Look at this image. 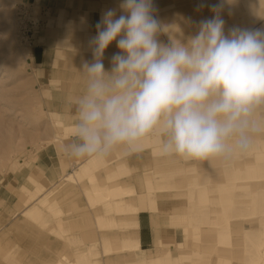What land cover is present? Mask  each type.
Returning a JSON list of instances; mask_svg holds the SVG:
<instances>
[{"label":"rangeland","instance_id":"obj_1","mask_svg":"<svg viewBox=\"0 0 264 264\" xmlns=\"http://www.w3.org/2000/svg\"><path fill=\"white\" fill-rule=\"evenodd\" d=\"M165 1V5L161 7L164 4L162 2ZM237 1L239 0H224L221 15L225 20V34L228 33L226 32L227 25H232L234 22L233 14L236 8L233 3ZM153 2H155L153 4L156 9L154 15L160 21L161 29L171 20L176 23V27L178 25V40L186 42L189 36L195 35L198 31L199 21L212 17L213 13L208 6L218 3L219 0H153ZM120 3L121 0H0V264H56L55 261L63 259L62 255L66 256L68 260L65 264H72L69 263L74 260L72 255L77 249H85L89 243L96 244L95 249L97 253L99 252L96 257L98 261L100 260V264H123L124 262L115 257L117 254L103 257L100 251L101 238L96 220L97 215L101 214L102 209L100 208L104 204L92 202L85 190L89 189V194L93 195L92 187L87 183L93 177H83L84 179L79 181L63 179L65 174L72 173L80 164L76 163L75 159L72 160L71 157H68L65 143L70 141L72 135L74 136L73 123L76 120L72 119V115H75V103H71L74 101V97H79L85 92L80 88V85L86 84L82 65L84 62L89 63L92 56L88 60H85V57L93 53L92 47L84 48L80 42V36L86 29L79 28V19L82 15L86 16L88 20L91 17L93 30L97 32L96 24L101 19V12L116 9L117 16H119L122 14L119 10ZM200 4L205 6L198 10ZM20 11H26L35 23L30 38V47L18 39L17 22ZM62 37L74 42H68L69 49L74 52H72L73 54L67 52L68 56L65 55L64 60L54 63L55 59L59 57L56 50L64 49L57 44L59 38ZM157 39L166 45L171 43L170 38L163 34L162 30ZM52 78L58 80L55 82L52 81ZM256 119L264 122V107L257 110ZM151 136L154 137L151 138ZM152 139H158L155 145H158L156 151L148 150L151 144L154 145ZM58 140L59 142H57ZM163 140L164 137L156 132L143 140L138 151L130 153L126 148L120 147L121 151H118L119 154L116 153L118 156L104 157L106 162L96 165L92 169V173L96 175L100 185L104 183V178L107 175L112 176L113 173H117L116 176L120 177V181H127L119 185L129 187L134 184L135 190L137 189L136 192L139 194L138 197L141 198L138 201L141 210L147 209L154 212L156 210L153 217H150L149 213L151 225L156 222L159 227H169L167 228L168 232L174 230L177 234V241H180L181 237L185 235L190 243L178 251L188 253L187 256L191 260H195L193 264H262L261 260L255 261L256 248L243 245L242 242L245 239L243 230L257 227L263 217L257 223L252 225L244 223L239 228L241 230L232 231L237 226L233 225L237 220V214L234 211L239 209V214L245 218L244 213L248 214L251 207L250 196L239 192L241 189H249L248 186H239L238 184L246 179H234L236 171H232V168L238 166L244 168L245 163L255 160L254 157L257 156H260L257 159L258 164H264V133L252 136L251 145L247 151L241 152L236 149L233 142V150L226 156L191 159L190 161L178 155L162 154ZM146 152H150L152 156L163 155L164 157L154 159L148 154H143ZM217 157L223 159L224 162H231L229 163L230 171H222L218 160L213 161L218 159ZM194 163L196 164L194 165ZM55 168H57V172ZM106 170L108 171L104 172ZM134 171L149 174L152 187H154L151 193L145 191L146 185L143 179L128 178L130 174L133 177ZM167 175H171L175 182L172 187L167 181ZM175 175L179 176L175 177ZM239 176L246 177V172H242ZM196 180H199V183ZM193 181H195L194 188L207 187V203L205 202L203 205L204 217L200 215V219H204L200 224L196 221L193 223L191 219L183 220L185 216L189 217V215L196 218L193 216L191 208L197 207L198 196L196 195V198L194 197L191 202H188L190 200L186 197V192L189 190L187 183ZM26 183L28 187L29 184H37L36 187L39 188L37 190L43 188L40 197L50 191L46 203L40 205L41 216L48 219L47 226H43L34 217L28 216L26 213L23 214L31 205H38L41 199L38 197L28 201L29 193L24 189ZM165 190L167 191L163 193ZM180 191L185 194L183 195ZM234 193L235 196H233ZM262 194L259 190L257 199L264 202ZM120 200L117 202L120 203ZM53 201L57 203L59 215H54L50 213L51 210L46 209ZM214 210L215 212L212 214ZM146 215L141 216V221L144 224L148 221ZM129 216V214L121 215L114 212L116 220H127ZM181 216L183 218H180ZM59 219L63 221L67 230L57 238L52 233V229L57 226ZM207 222L209 223L207 224ZM188 223H191V226L197 223L198 230L193 231ZM186 227L190 228L186 229ZM156 229L157 227L153 229L152 237ZM118 234V231L112 232V236H116V238L119 237ZM215 236H218V252L215 249ZM227 237H230L235 243L234 256L225 253L224 246L228 242ZM174 243V239L168 238L163 242L162 248ZM252 250L253 253H251ZM175 251L177 250L171 249L170 256H178V251ZM244 251L247 253L246 256ZM247 256L254 257L252 259ZM235 258H238L239 261ZM190 259L188 260L190 261Z\"/></svg>","mask_w":264,"mask_h":264},{"label":"clouds","instance_id":"obj_2","mask_svg":"<svg viewBox=\"0 0 264 264\" xmlns=\"http://www.w3.org/2000/svg\"><path fill=\"white\" fill-rule=\"evenodd\" d=\"M205 5H198V10ZM186 42L158 41L162 30L153 0H121L102 13L90 40L94 61L84 62L86 90L75 102L74 158L106 157L123 147L140 149L159 132L161 152L185 159L247 151L264 133L256 119L264 107V28L234 26L225 34L224 0L208 6ZM120 50L106 71L105 50Z\"/></svg>","mask_w":264,"mask_h":264},{"label":"bare ground","instance_id":"obj_3","mask_svg":"<svg viewBox=\"0 0 264 264\" xmlns=\"http://www.w3.org/2000/svg\"><path fill=\"white\" fill-rule=\"evenodd\" d=\"M153 3L155 4V2H153ZM162 3H164V4L161 5V7L165 5L166 1L162 2ZM166 5H168V4H166ZM233 5L236 8L234 10V14H233L234 22H232L233 23L232 25L231 24L227 25V31L226 32H228V30L230 29V25L232 27L237 26V27L248 28V29L264 28V0H239L237 2H234ZM230 6H231V3H230ZM249 9H250L251 14L249 12ZM79 22H80L79 28L81 30L86 29V22H85L84 15H82L80 17ZM177 27H178V25H177ZM177 27H176V23L171 22V20H170V22H167V24L163 27L162 33L165 34L167 37H169L170 40L171 39L178 40L177 35L179 34V32H178ZM95 35L96 34H94V33H84L83 34V32H82V35L80 36V42H82V44L84 45V48L88 49V48L92 47L90 45V40ZM114 45H115L114 48H117L116 42ZM106 50H107L106 54L111 53L108 49H106ZM57 53H59V57H57L55 59L54 63H57L59 60L65 59V52L63 50L57 51ZM91 56H93V53L89 56H86L85 57L86 59L84 57H82V58L85 60H88ZM112 56H111V58H112ZM110 64H112V62H110ZM73 116H74V118H76L75 115H73ZM69 120H70V118H69ZM73 127H74V129L72 132L75 131V125ZM152 137H154V136H151V138ZM152 141H153L152 143H154V145L151 144V147H149L148 150H150V151L155 150L156 151L158 149V145L157 146H155V145L158 142V139H154V140L152 139ZM57 142H59V140ZM144 143H145V141H144ZM146 143H147V141H146ZM142 145H144V144H142ZM118 151H121V150H119V148H117L110 155L118 156L116 154V153H118ZM130 153H132V152H130ZM143 154H148L149 157L154 158V159H160L163 156V155H155V156L153 155L152 156L150 152H146ZM259 157L260 156H257L256 158L254 157L255 160H253V161L251 160L247 164L246 163L244 164V160H243L244 168H240V166H238L237 168H232V171H236V172H234V174L236 176V178H234V179H237V180H241L242 178L246 179V181H240L238 184H239V186H248L249 189H241V190H239V192L240 193L244 192V194L250 196V201H251V207L247 212L248 214L244 213L245 218L242 217V214H239V212H238V211H240L239 209L234 211V213L237 214V216H236L237 220L236 221H239V222L235 221V223H233V225H237V226H235V228H233L232 231H235V230L238 231V229L241 226H243L244 223H248L250 225L257 223V221H260L262 219L261 217H263V219L261 220L260 224L257 227L254 226L255 228H253V229L250 227L251 229H249V230H245V229L243 230V233H244L243 238H245V239L242 242V244L251 246V248L254 246L253 248H256L255 253H254L255 257L253 256L256 259L255 261L257 262V261L261 260V263L264 264V204H263L264 202L260 201V199L259 200L257 199V197L259 196V190L263 193L262 197H264V192H263L264 191V164H262V165L258 164L257 159ZM75 160H76V163H80L78 168L76 170H73L72 173L65 174L63 176V179L65 181H67V180L68 181L69 180H76V181L78 180L79 181L81 179H84L83 177H89V176L93 177L89 181H87V183L90 185V187H92L91 190L93 192V195H90L91 193L89 194V189H85V190H86V194L88 195V197L91 198L92 202H94V203H100L101 202L104 204L103 207L100 208V209H102L101 214L97 215L98 217L96 220V222L98 224V228H99V235L101 238V242H99L100 243L99 248L101 246L100 251L103 254V257H109L112 254L113 255L117 254V256H115V257H118L119 260H123L124 261L123 264L124 263L125 264H178V263L193 264L195 262V260H191L189 258V256H187L188 253H183L181 251H178L180 248H183L188 243H190L187 241V238L185 237V235H183V237H181L182 239L180 241H176L173 245L164 246L166 248H162L163 242L161 241V238H160L159 225H157L156 222L152 223L153 229H155L157 227L155 234L152 237L153 249L148 250L147 252H146V250L141 249L140 243L138 240V236H137L138 223L136 220L137 213L139 210H141V207L134 204L135 201H137V203H138L140 197H138L139 194H138V192H136L137 189L135 190L134 184H132V186H129V187H124L126 185H123V186L119 185L120 183L123 184V183H126L127 181H125V180L120 181V177L116 176L117 173L112 172L114 175H112V176L107 175L104 178V180H105L104 183L102 185H100L98 182V178H96V175L92 173V169L96 165L103 164L104 162H106L104 157H85V158H76ZM83 160L85 162H82ZM190 160L191 159H189V161ZM217 160H218V164H221V166H222V171H230L229 168H231V167L229 166V163H231V162H224V161H222L223 159H221V158H218V159L213 160V161H217ZM195 164L196 163H194V165ZM181 167H182V165H181ZM195 168H196V166H195ZM62 169H63V167H62ZM62 169H61V171H63ZM199 170H200V168H199ZM107 171L108 170H106L104 172H107ZM144 171H147V170H144ZM198 172H200V171H198ZM242 172H246V177H240L239 176V175H241ZM132 175L134 178L131 177V174L128 175V178L129 179H136V178L143 179V181L146 185L145 191H147V193L152 192L154 187H152V182H151V179H150V176L148 173H146V172L141 173V172L134 171L132 173ZM202 175H204V174H202ZM178 176L175 175V177H178ZM166 177H168L167 181L170 182L171 187H172V184L175 183L172 180V176L167 175ZM180 180L182 181V178ZM180 180H179V182H180ZM196 181H198V183H199V180H196ZM194 182L195 181L187 183L189 185V187H188L189 190L186 192V197L188 198V200H190L188 202H191L196 195L198 196V201H197L198 203L196 204L197 207L193 208V209L191 208V212L193 213V216H195L196 218L192 217V215L191 216L189 215V217L185 216L183 220L185 221V220L191 219V221L193 223H194V221H196V222H198V224H200V223H203V219H204V218L200 219V215H203V217H204L205 210H204L203 205L205 204V202L207 203V200H206V198H207V187L200 188L201 186H199L198 188H194V186H195ZM129 183H131V182H129ZM236 187H238V186H236ZM253 187L257 188L258 190L257 189L251 190V189H254ZM188 188H186V189H188ZM216 189H218L217 186H216ZM37 191H42V190H36V192H34V193L31 191H30L31 193L29 192L30 193L29 198H28L29 202L32 201L33 199H36V198L41 196V194H39V195L37 194L38 193ZM166 191L167 190H165L163 193H165ZM49 192L47 194L43 195V197H40L41 199L39 200L38 205L33 204L23 212V214L26 213L28 216L34 217L35 219L39 220L43 226L48 225V219L41 216V206L40 205H44V203H46L45 201L49 197L48 196ZM180 192H182V191H180ZM74 193H76V192H74ZM173 193H172V196H173ZM182 193H180V194H182ZM61 194H62V192H61ZM184 194L185 193H183V195ZM80 195H81V193H80ZM136 196H137V198H136ZM233 196H235V193ZM57 197H59V196H57ZM119 199H121L120 203L117 202ZM56 204H57L56 201L50 202V204L46 207V209L51 210L52 212H50V211L49 212L53 213L54 215H59L60 212H59V209L57 208ZM45 206H44V208H45ZM19 207H21V206H19ZM73 207L75 208V206H73ZM149 211H151V210H149ZM114 212L117 214H121V215H128L129 214L130 216L127 218V220H119V219L116 220V218L114 217ZM155 212H156V210H155ZM155 212H154V214H155ZM214 212H215V210L212 211V214H214ZM178 213H180V212H178ZM208 215H210L209 212H208ZM153 216L154 215H151V217H153ZM180 218H183V217L181 216ZM207 218H208V216H207ZM31 219H33V218H31ZM175 219H177V218H175ZM212 220H214L215 223L217 222L215 219H212ZM204 221H206V220H204ZM180 222H177V223H180ZM208 223L209 222H207V224ZM183 224H185V223H183ZM188 224L191 226V223H188ZM198 224L195 223L193 226H191L193 228V231L198 230V228H199ZM208 226H210V225H208ZM162 227H164V226H162ZM189 228L190 227H188V228L186 227V229H189ZM66 230L67 229H66V226L63 224V221L61 219H59V220H57V226L52 229V233H54V235L58 238V237H61L64 233H66ZM239 230H241V229H239ZM116 231L119 232V234H118L119 237L117 236L118 238H116V236H112V232H116ZM186 231H188V230H186ZM208 231H209V229H208ZM166 233H167V231H166ZM212 233H214V232H212ZM99 235H97V236H99ZM209 235L211 238L212 234L210 233ZM194 236H195V234H194ZM215 238H216L215 249L218 252V248H217V246L219 244L218 240H217L218 236H215ZM227 239H228V242L224 246L225 247V253H229L231 256H234L233 254H235V253L233 251V249H234L233 247H234L235 243L232 242L230 237H227ZM70 240H71V238H70ZM198 241H199V239H198ZM81 245H78V246H81ZM193 245H195V244L193 243ZM95 246H96V244L89 243V245L85 249H81V250L77 249V251L74 253V255H72L74 260H72L71 262L69 261V263H72V264H100L99 263L100 260L98 261L97 257H96L99 252L97 253ZM169 247H171V248H169ZM75 248H76V246H75ZM243 248H245V247H243ZM94 249H95V251H94ZM171 249H176L178 251L179 255L178 256L175 255L176 257L170 256ZM97 250H98V248H97ZM177 251H175V252H177ZM244 253L246 256L247 253L245 251H244ZM248 253H250V252H248ZM251 253H253V250L251 251ZM248 255H251V254H248ZM245 256L243 255V257H245ZM247 257L249 258L251 256H247ZM253 257H251V258L253 259ZM62 258L63 259H59V260L55 261L56 264H65L66 262H68L66 256L62 255ZM130 259H131V261H129ZM188 259H190V261ZM252 259H250V260H252ZM236 260L239 261L238 258ZM255 261H253V262H255Z\"/></svg>","mask_w":264,"mask_h":264},{"label":"crops","instance_id":"obj_4","mask_svg":"<svg viewBox=\"0 0 264 264\" xmlns=\"http://www.w3.org/2000/svg\"><path fill=\"white\" fill-rule=\"evenodd\" d=\"M104 11H102L101 13H103ZM102 15V14H101ZM90 19H92L91 17L89 18V20L86 18L85 16V22H86V30H84L83 33H94V34H97V32H95L93 29V25L91 24V21ZM88 28V29H87ZM63 42V43H62ZM68 42H72L74 43L73 41H70L68 40L66 37H62V38H59L58 40V43L57 44H60L62 47H64L63 51L65 52V55L68 56V53L67 52H70L71 54H73L72 52H74L73 50L69 49V43ZM115 42H113L107 49L111 52L109 54H106V51L104 52V56H103V64H104V68L106 71H111L113 65L110 64V62H112V58H110L112 55H114L117 51L119 52V50L117 48H114L115 47ZM113 49V50H112ZM56 51H62L61 49H58ZM113 53V54H112ZM69 54V55H71ZM112 54V55H111ZM111 55V56H109ZM108 57V58H107ZM54 59H55V56H54ZM53 59V61H54ZM94 61V57L92 56L91 59L89 60V63H92ZM53 64V62H52ZM56 72V71H54ZM58 80L57 78H52V81H55ZM80 88L81 89H84V91L86 90V84H82L80 85ZM80 97V96H79ZM79 97H74V101H72L71 104L75 103V99H78ZM73 98V97H72ZM71 107V105H70ZM73 116V115H72ZM72 119L76 120V118H74V116L72 117ZM73 125H75V123H73ZM74 138V136H72V138L70 139V141ZM69 141V142H70ZM68 143V142H67ZM65 143V145L67 144ZM69 158L71 156H68ZM72 160H74V157H71ZM76 159V158H75ZM74 162V161H73ZM72 165V164H71ZM55 171L57 172V168H55ZM37 184H29V187H28V184L26 183V185H24V189L27 190V192L29 193L30 191L31 192H36L37 188L36 187ZM43 190V188H42ZM30 192V193H31ZM41 191H39L37 194L39 195ZM29 193V195H30ZM135 205H138L137 201L134 202ZM149 213H150V217L151 215H154V212L153 211H149L147 209H142V210H139L138 213H137V216H136V220H137V223H138V233H137V236H138V240H139V243H140V247L141 249L143 250H146V252L148 250H151V248L153 249L152 247V231H153V226L151 225V221H150V217H149ZM144 214H147L146 215V218H148V221L147 223L145 222V224L143 223V221H141V216L144 215ZM166 226L164 227H159V232H160V238H161V241L164 242L166 240H168V238H171V239H174V242L177 241V234H175L174 230H172L170 233L168 232L167 228L169 227H166V229H164ZM167 231V233H166ZM171 235V236H170ZM170 236V237H169ZM149 247V248H148Z\"/></svg>","mask_w":264,"mask_h":264},{"label":"built area","instance_id":"obj_5","mask_svg":"<svg viewBox=\"0 0 264 264\" xmlns=\"http://www.w3.org/2000/svg\"><path fill=\"white\" fill-rule=\"evenodd\" d=\"M18 39L22 43L24 42L29 47L30 38L32 36L33 29L35 28L34 21L29 17L26 11H20L18 13Z\"/></svg>","mask_w":264,"mask_h":264}]
</instances>
